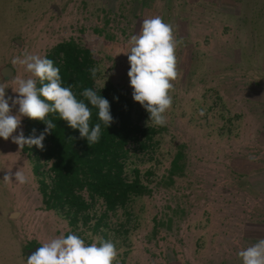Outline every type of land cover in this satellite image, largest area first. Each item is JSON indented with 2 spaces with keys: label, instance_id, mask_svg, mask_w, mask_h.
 <instances>
[{
  "label": "rangeland",
  "instance_id": "obj_1",
  "mask_svg": "<svg viewBox=\"0 0 264 264\" xmlns=\"http://www.w3.org/2000/svg\"><path fill=\"white\" fill-rule=\"evenodd\" d=\"M71 39L160 129L128 159L153 192L108 211L105 245L96 218L45 208L25 149L43 62ZM0 264H264V0H0Z\"/></svg>",
  "mask_w": 264,
  "mask_h": 264
},
{
  "label": "trees",
  "instance_id": "obj_2",
  "mask_svg": "<svg viewBox=\"0 0 264 264\" xmlns=\"http://www.w3.org/2000/svg\"><path fill=\"white\" fill-rule=\"evenodd\" d=\"M97 65L93 51L74 39L47 54L29 102L25 149L35 154L45 208L64 211L72 226L96 218L93 228L102 232L100 244L105 245L109 234L101 227L109 230L108 211L127 209L136 198L153 192L139 168L129 170L128 159L131 152L151 149L160 129L146 123L148 110L139 109V99L124 92L120 80L96 83ZM159 94L153 90L151 98ZM184 159L183 151L175 154L171 177L184 173ZM96 199L108 207L99 216L89 213ZM112 230L120 237L129 231Z\"/></svg>",
  "mask_w": 264,
  "mask_h": 264
},
{
  "label": "water",
  "instance_id": "obj_3",
  "mask_svg": "<svg viewBox=\"0 0 264 264\" xmlns=\"http://www.w3.org/2000/svg\"><path fill=\"white\" fill-rule=\"evenodd\" d=\"M2 75H4V77H13L14 75V70L12 67H6L2 73Z\"/></svg>",
  "mask_w": 264,
  "mask_h": 264
},
{
  "label": "crops",
  "instance_id": "obj_4",
  "mask_svg": "<svg viewBox=\"0 0 264 264\" xmlns=\"http://www.w3.org/2000/svg\"><path fill=\"white\" fill-rule=\"evenodd\" d=\"M7 211H8V209H7ZM7 211H6V213H5V214H6V217H7L6 219H7V220H8V222H9V219H10L9 217H11V216H10V214H8V213H7ZM11 220H12V219H11ZM11 220H10V221H11Z\"/></svg>",
  "mask_w": 264,
  "mask_h": 264
}]
</instances>
